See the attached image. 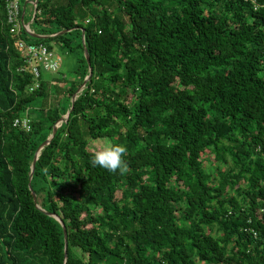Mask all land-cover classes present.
Listing matches in <instances>:
<instances>
[{"label":"trees","instance_id":"1","mask_svg":"<svg viewBox=\"0 0 264 264\" xmlns=\"http://www.w3.org/2000/svg\"><path fill=\"white\" fill-rule=\"evenodd\" d=\"M7 2L0 264H264V0H38L25 22L46 38L12 34ZM19 39L75 68L30 92ZM85 48L92 76L30 179L89 74ZM102 138L126 147L123 173L92 166Z\"/></svg>","mask_w":264,"mask_h":264},{"label":"built area","instance_id":"2","mask_svg":"<svg viewBox=\"0 0 264 264\" xmlns=\"http://www.w3.org/2000/svg\"><path fill=\"white\" fill-rule=\"evenodd\" d=\"M248 1V0H246ZM254 3L255 8L259 7L256 0H251ZM29 2V3H28ZM27 3L31 6L35 14L37 3L35 0H27L22 8L21 0H8L6 5L7 10V22L10 26L12 34H19L22 29H25L31 25L25 22V13ZM23 10V12H21ZM24 13V19L22 18ZM89 20H87L88 22ZM18 46L23 56L24 62L18 69L20 72H30L33 75L35 82L29 85V91H35L40 87L43 73L52 72L56 73L61 68V57L57 53L50 49L44 43H35L24 39H19ZM15 126H20L26 130L31 128V119L29 116L16 118L14 120ZM254 236L259 237V233L254 231ZM264 242V238H263Z\"/></svg>","mask_w":264,"mask_h":264},{"label":"water","instance_id":"3","mask_svg":"<svg viewBox=\"0 0 264 264\" xmlns=\"http://www.w3.org/2000/svg\"><path fill=\"white\" fill-rule=\"evenodd\" d=\"M35 2L37 3L38 2V0H35ZM35 13H36V11H35ZM22 18L24 19V13H23V16H22ZM28 25H31V23H27ZM26 31L32 36V37H36V38H46V37H49V35H40V34H37V33H35L32 29H30V27L28 26L27 28H26ZM68 30H64V31H62V32H60V33H64V32H67ZM82 32H83V44L85 45V40H84V30H82ZM54 35H56V34H54ZM85 56H86V59H87V62H88V65H89V74L87 75V77L85 78V80H84V82H83V84L78 88V90H77V92L73 95V97H72V106H71V109L60 119V121L58 122V123H56L55 125H54V128H53V132H52V134L47 138V140L46 141H44L41 145H40V147H39V149L37 150V152H36V155H35V157H34V160H33V164H32V171H31V174H30V179L32 178V176H33V172H34V168H35V164H36V161L38 160V157H39V155H40V152H41V150L45 147V146H47L50 142H51V140L53 139V137L55 136V134H56V132H57V130H58V128L61 126V123L62 122H66L67 120H68V118H69V115H70V112H71V110L73 109V104H74V102H75V100L77 99V97H78V94L86 87V85H87V83H88V80L91 78V76H92V73H93V69H92V67H91V59H90V55H89V53H88V51H87V49L85 48ZM32 193H33V196H34V201H35V203H37V195H36V193L34 192V191H32ZM37 206L40 208V206L37 204ZM61 224H62V226H63V229H64V234H65V249L67 248V243H68V241H67V229H66V227H65V225H64V223H63V221H62V219H61V217L60 216H58V215H56V214H52ZM65 256H67V252H65Z\"/></svg>","mask_w":264,"mask_h":264},{"label":"rangeland","instance_id":"4","mask_svg":"<svg viewBox=\"0 0 264 264\" xmlns=\"http://www.w3.org/2000/svg\"><path fill=\"white\" fill-rule=\"evenodd\" d=\"M31 6L29 5L26 8V20H28L30 18L31 15ZM32 19L28 21V23H31ZM57 53V55H59L61 57V68L60 71L64 72L66 75L71 74V72L73 71V69L75 68V60L73 59V57L70 54L65 53L64 51L60 50V49H56L55 51ZM44 77L47 78L48 80H51L54 75H56V73H52V72H45L43 73ZM56 86V92L54 90L50 91V96L48 99H50V101L48 100L47 106H52L54 104V98L55 95L57 93L60 94V84L59 83H55L54 84ZM62 92V91H61ZM59 94H57V97L59 96ZM110 142L108 138H102V139H96V140H91L90 144H89V148L92 149L93 151H99L102 150L104 147L109 146ZM215 162H213L212 164H209L206 166L207 169L213 168L215 167Z\"/></svg>","mask_w":264,"mask_h":264},{"label":"clouds","instance_id":"5","mask_svg":"<svg viewBox=\"0 0 264 264\" xmlns=\"http://www.w3.org/2000/svg\"><path fill=\"white\" fill-rule=\"evenodd\" d=\"M125 152L126 147L122 144L109 145L94 152L90 162L94 167L99 166L112 172L119 171L123 173L127 168L126 161L123 158Z\"/></svg>","mask_w":264,"mask_h":264}]
</instances>
